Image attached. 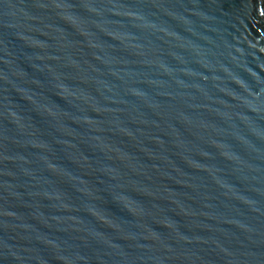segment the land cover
Instances as JSON below:
<instances>
[{
    "label": "water",
    "instance_id": "95a60500",
    "mask_svg": "<svg viewBox=\"0 0 264 264\" xmlns=\"http://www.w3.org/2000/svg\"><path fill=\"white\" fill-rule=\"evenodd\" d=\"M260 7L0 0V264H264Z\"/></svg>",
    "mask_w": 264,
    "mask_h": 264
},
{
    "label": "trees",
    "instance_id": "16d2710c",
    "mask_svg": "<svg viewBox=\"0 0 264 264\" xmlns=\"http://www.w3.org/2000/svg\"><path fill=\"white\" fill-rule=\"evenodd\" d=\"M261 11H260V15H261V18H262V22L264 23V5L262 4V0H261V7H260Z\"/></svg>",
    "mask_w": 264,
    "mask_h": 264
}]
</instances>
